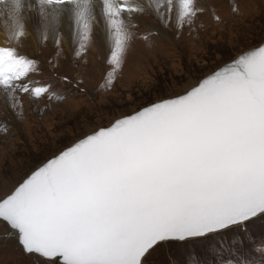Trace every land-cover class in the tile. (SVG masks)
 Returning <instances> with one entry per match:
<instances>
[{"label":"snow or ice","instance_id":"snow-or-ice-1","mask_svg":"<svg viewBox=\"0 0 264 264\" xmlns=\"http://www.w3.org/2000/svg\"><path fill=\"white\" fill-rule=\"evenodd\" d=\"M205 12L222 23L198 0H0V26L16 45L0 46V101L22 119L24 96L53 98L50 86L30 78L35 61L17 50L33 19L41 42L51 38L59 47L66 32L78 54L102 23L111 68L103 89L110 91L133 42L160 34L140 37L135 17L195 30ZM261 224L264 46L183 93L148 100L83 133L0 197V229L34 264H152L165 246L189 257L178 264H264V249L249 251L264 239V231L253 232Z\"/></svg>","mask_w":264,"mask_h":264},{"label":"rangeland","instance_id":"rangeland-1","mask_svg":"<svg viewBox=\"0 0 264 264\" xmlns=\"http://www.w3.org/2000/svg\"><path fill=\"white\" fill-rule=\"evenodd\" d=\"M200 4L214 9L222 23L217 24L205 12L198 18L195 30L185 27L178 31L171 23L165 27L152 16L135 17L134 31L140 37L153 27L164 35L133 42L122 71L113 77L110 91L103 89L111 72L106 63L109 46L105 51L90 45L87 51L91 54L81 56L61 51L63 61L58 63L53 57L55 43L54 47L46 42L37 46L35 55L26 49L27 45H19V54L36 63V70L30 73L35 86H50L54 95L52 99L45 96L39 100L24 96L22 119L0 101V197L10 193L36 164L70 146L83 133L109 125L114 116L130 113L148 100L183 93L239 54L264 43V0H204ZM233 7L237 13L232 12ZM77 81L83 83L77 86ZM56 95L66 98L58 100ZM262 231L264 224L253 229L257 235ZM221 240L231 242L230 237ZM202 246L189 245V251ZM259 249H264V239L249 245L253 255L258 256ZM181 258L189 257H181L177 248L165 246L154 254L152 264H178ZM0 264H34L18 240L5 237L3 229Z\"/></svg>","mask_w":264,"mask_h":264},{"label":"bare ground","instance_id":"bare-ground-1","mask_svg":"<svg viewBox=\"0 0 264 264\" xmlns=\"http://www.w3.org/2000/svg\"><path fill=\"white\" fill-rule=\"evenodd\" d=\"M202 1H204V0H198V4H200ZM224 1H229V0H224ZM145 2H147V0H145ZM141 17H143V16H141ZM138 19H140V16H138ZM34 23H35L34 19L27 23V25H26L27 34H26L25 37L22 38V43L20 44V45H22V44L23 45H27L26 49L27 50L31 49V53L32 54H34V53L36 54L37 46H40L43 43H45V42H41V38L35 33ZM171 27H174V25L172 23H171ZM151 30L158 31L159 33L163 34L161 32V29L158 30L156 27H153ZM7 43H8L7 35H6L3 27L0 26V46H7ZM46 43H48V45H49V43H51V45H53V47L55 46L54 42H53V40L51 38H49V40L46 41ZM91 45L95 46V47L99 46L103 50L106 51V47L108 46V44L106 43V40H105L104 28H103V24L102 23L97 24L96 35L93 38V41H92ZM11 46H16V45L13 44ZM61 51H63L65 54L67 53V54H70L72 56H76V55H80L81 56V54H78L79 45L75 41H73V39L70 37V35L67 34L66 32L62 34L60 47H56L55 46L53 48V52L56 54L53 57H56V60L58 61V63H62V61H63V57L62 58L59 57L60 54H61L60 53ZM83 54L90 55L91 53L86 51V53H83ZM52 55H54V54L52 53Z\"/></svg>","mask_w":264,"mask_h":264},{"label":"water","instance_id":"water-1","mask_svg":"<svg viewBox=\"0 0 264 264\" xmlns=\"http://www.w3.org/2000/svg\"><path fill=\"white\" fill-rule=\"evenodd\" d=\"M260 46H264V43L263 44H261ZM252 50H254V49H252ZM238 57V56H237ZM236 57V58H237ZM234 61V60H233ZM233 61H231V62H233ZM231 62H229V63H231ZM228 64V63H227ZM227 64H225L224 66H226ZM224 66H222V67H224ZM221 67V68H222ZM218 70H220V68L218 69ZM218 70H216V71H218ZM19 244V243H18ZM19 246L21 247V249L23 250V248H22V246L19 244ZM25 253V252H24ZM26 254V253H25ZM28 255V254H27Z\"/></svg>","mask_w":264,"mask_h":264}]
</instances>
